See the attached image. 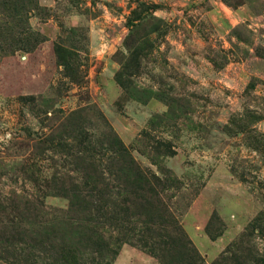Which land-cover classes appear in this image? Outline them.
Segmentation results:
<instances>
[{
  "label": "rangeland",
  "instance_id": "374dc122",
  "mask_svg": "<svg viewBox=\"0 0 264 264\" xmlns=\"http://www.w3.org/2000/svg\"><path fill=\"white\" fill-rule=\"evenodd\" d=\"M37 3L0 0V216L25 217L28 199L56 222L82 168L107 170L110 202L90 192L80 220L103 233L110 264H160L144 244L179 231L126 215L136 163L133 199L158 198L206 264L232 243L223 264H264V231H246L264 211V0ZM30 31L38 46L16 49Z\"/></svg>",
  "mask_w": 264,
  "mask_h": 264
},
{
  "label": "trees",
  "instance_id": "16d2710c",
  "mask_svg": "<svg viewBox=\"0 0 264 264\" xmlns=\"http://www.w3.org/2000/svg\"><path fill=\"white\" fill-rule=\"evenodd\" d=\"M18 1L28 4L32 9L39 7L37 0ZM157 30H159V26L154 24L151 31L156 32ZM38 36L40 33L30 31L27 36L15 42L16 49L33 50L40 43ZM70 53V50L63 45L57 44L54 48L57 63L62 66L67 64V57ZM121 150L124 149L121 147ZM81 171L86 175L91 171L96 177L87 180L83 174L84 182L81 190L76 188L78 184L72 183L74 181L71 180L64 192V197L68 200L67 209L58 212V218H55L56 222L50 220L44 224V220L39 218V215H43L42 210L28 209V204L32 203L28 199H25L24 205L21 207L23 209L20 210L22 214L25 211V217L20 214L18 219L0 216V251L5 255L1 257L6 258L8 254H11L15 258L16 264H28L29 259L26 257L30 258L29 264H110L109 254H112V251L104 239L103 233L93 226H86L80 217L82 212L95 209L97 205L96 203L93 205L92 201L87 198L90 192L96 196L94 199L103 200L107 206L111 194L115 192V185L109 181L107 170L96 173L94 169L90 170L84 166ZM130 176L133 179L132 182L125 179V188L121 191L126 194L125 200L131 203L133 209L131 213L126 211V215H144L148 219L145 221L151 224L165 226V228L171 227L172 230L179 231V237L173 238L171 241H152L150 244H144L145 247L148 245L147 248L159 260L160 264H206L197 249L182 233L176 218L158 198L155 197L151 204L150 200L145 197L144 202L143 199L138 202L133 199V196H139L143 181L146 179V175L136 163L131 165ZM76 190L85 191L82 195ZM0 203H2L1 199ZM22 218L24 224H22ZM250 228L251 230L262 229L264 231V211L258 212L247 225L246 231ZM244 235L245 233L242 232L239 240ZM235 245L232 243L223 249L211 264L225 263L227 254L231 253ZM234 264H243V262H234Z\"/></svg>",
  "mask_w": 264,
  "mask_h": 264
}]
</instances>
